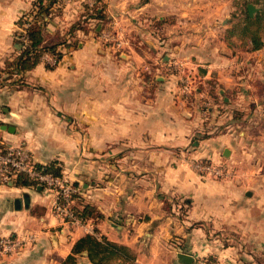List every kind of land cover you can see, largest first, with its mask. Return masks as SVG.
Returning <instances> with one entry per match:
<instances>
[{"label": "crops", "instance_id": "1", "mask_svg": "<svg viewBox=\"0 0 264 264\" xmlns=\"http://www.w3.org/2000/svg\"><path fill=\"white\" fill-rule=\"evenodd\" d=\"M33 1L0 0V142L17 144L25 138L19 126L60 122L66 115L84 125L79 139L99 142L105 173L101 184L82 186L76 203L94 205L104 218L72 225L55 215L53 192L17 180L2 185L0 235L35 231L39 239L1 264H61L80 237L95 231L128 246L137 264H182L178 252L195 261L212 256L218 264H264V49L235 51L212 27L203 31L202 19L191 21L219 11L211 0H107L109 16L118 10L164 18L162 31L149 29L150 47L141 46L142 28L135 24L138 38L119 55L88 40L63 48L53 68L42 61L5 79L4 68L19 49L17 22ZM59 27L49 21L50 31ZM180 52L198 80L188 102L181 100L180 75L166 69L168 56ZM37 86L50 101L35 99ZM195 132L207 136L196 140ZM226 149L228 162L242 163L229 180L199 175L187 159L217 162ZM61 153L39 148L33 160L48 164L61 155L65 161ZM166 199L174 200L173 210Z\"/></svg>", "mask_w": 264, "mask_h": 264}, {"label": "rangeland", "instance_id": "2", "mask_svg": "<svg viewBox=\"0 0 264 264\" xmlns=\"http://www.w3.org/2000/svg\"><path fill=\"white\" fill-rule=\"evenodd\" d=\"M95 1L96 0H59L58 3L59 6L56 5L57 8L55 11L56 15L53 16L51 20H55L60 25L59 28L66 30V28L70 26L71 22L73 23L81 19L83 20L81 22L82 25H84L88 29V32L86 34H84L83 31L80 29V30H76V33H73V35H68V39L70 40V42H72L73 44L77 43V46L73 48H78L79 45L83 44V42H86L88 40L89 41L96 40L101 44V47L103 49L107 50L110 54H112V56H115L116 54L119 55L121 54V52H125L129 40L131 41L135 40L136 38H138L137 35L139 34H140L139 36H143V38L141 39L144 41L141 44V46H143L144 48L150 47L151 46L150 42L147 40V38H149V32H150L149 29H152L156 33L157 30L162 31V28L160 26H162V23H164V18H157L155 16H152L153 14L150 12H143L139 15L137 13L126 14L122 11L113 10L109 13L110 14L109 16L107 12V4H106L107 0H102V2H99V5L103 4L106 6V14H107L106 22L101 23L95 19L85 21L86 16L84 17L83 14L84 12H87L88 10L87 6L92 7V4ZM147 1H151V0H141L140 3H145ZM211 1L215 5L222 6L219 9V11L216 10L211 12L195 14V16L199 20H197L196 18L191 21L197 22L200 21V19H202V22H204L203 31H205L206 26L212 27L213 31L218 36H222L224 39L227 36V30L231 28L235 23L239 22L245 16V12L246 10H248L247 7L249 3L255 4L260 9L263 7L262 0H211ZM69 9H71V11H69ZM65 13L68 15V18ZM133 18H135V20H133ZM191 21L189 20V23ZM135 24L140 25L142 28L140 29L139 34L137 33L136 29H131L132 26ZM185 31H187V34L190 33V31H192L189 25H186ZM24 32H25V26L19 27L17 25V31L15 33L16 38L17 39L19 38L21 40L22 36L24 35ZM234 43L237 44L234 47L235 51L240 50L239 48H243V46H240V42L238 39H234ZM18 46L20 48L19 44ZM167 52L169 51H165L164 54H166ZM184 56L185 55L181 54V52L180 54H174L172 56H168L170 61H167L169 65H167L166 68L170 74H178V76L180 75L178 83L181 88V91L183 85L181 81V77L183 75L182 68L187 66L189 68V71H187L188 69H185L186 72L189 73L190 75L192 74L191 73L192 70H190V67L188 65V59H186ZM160 57L164 58L165 55ZM261 81L264 82L263 79H261ZM259 87L263 88L264 86L260 85ZM35 88L38 91H40L37 92L38 94H36L35 97L36 100H40V101L42 100L44 102L50 101L49 99L50 95L45 93L46 89L40 86H37ZM194 92H196V90ZM192 97L193 94L191 95V98ZM181 98H182L181 100L187 102L190 101L191 99L190 97L187 99L185 96H183V92L181 94ZM237 108L238 109L234 110L236 115L239 118L241 117L243 119L244 110H242L241 107L239 106H237ZM38 111L43 112V110H38ZM66 118L67 119L64 118L65 119L64 121L49 123L45 125L39 124L32 126L30 124H27V125L19 126L23 130L21 131L24 132L25 138L19 140L17 144H21L22 146L29 148L32 158L35 151L36 150L38 151L39 148L40 151H48L53 153L62 152L61 154L64 156L65 161L61 159L62 158L61 155H56L59 156V159H52L51 161H49L48 164H50L51 162L55 163V166L57 168H60L61 171L70 175L71 178L77 184L81 185V187L87 183H91L95 185L101 184L103 180L101 174L105 172H100L103 169L100 166L101 159H103V157L101 156L102 154H100L101 153L99 151L100 148L98 149L99 142L92 141L90 144V142H84L82 139H79L80 134H82L84 131H87L84 130L85 126L72 121V119L69 120L67 115ZM208 131H212V129ZM74 134H76L77 136L75 137ZM202 136H207V133L195 132L196 140H199ZM68 151H70V155H72L73 158L69 154H66V152ZM227 158H229V156L224 155L223 158L220 157V159L217 162L212 161V159H202V158L195 159L193 157H188L187 159H189V161L191 162L200 161L204 163L215 164L220 166L224 171L223 176L214 177L212 175H205L201 171H198L192 167L193 170L196 171L199 175L210 177L212 179L229 180L233 178L234 174L238 173V171L240 170V165L242 163L240 164V163L228 162L226 160ZM84 165L86 166V168L83 167ZM227 172L229 173L227 174ZM109 174L112 176L115 173L110 172ZM173 201L174 200L166 199L167 202L166 206H169L171 210H173L174 207L172 205ZM52 209H53V204H52ZM176 212H179V215L182 216L183 214H185V207L177 209ZM33 233L37 234V232L35 231H33ZM38 239L39 236L37 234V238L34 241H29V240L25 241V243L27 244L23 246L21 251H18L14 254L1 255L0 264L4 260H7V258L18 257L21 256L23 253L27 252L28 250H31L32 247L35 246V244H37ZM201 260H206L208 262H213L215 264H218V262L212 256L198 257L193 264H199V261ZM76 264H87V263L85 261V258H83L82 256H78Z\"/></svg>", "mask_w": 264, "mask_h": 264}, {"label": "trees", "instance_id": "3", "mask_svg": "<svg viewBox=\"0 0 264 264\" xmlns=\"http://www.w3.org/2000/svg\"><path fill=\"white\" fill-rule=\"evenodd\" d=\"M99 2H102V0H96L92 7L87 6L88 10L83 14L84 17L86 16L85 21L91 19L101 23L107 21L106 6L103 4L99 5ZM58 3L59 0H34L32 8L18 20L17 25L19 27H24L26 23H29V26L25 28L28 41L23 43L19 38H16L20 48L17 55L8 61L4 68L5 73L8 75L5 79L11 78L17 73H25L32 70L43 61L45 54L55 56L58 64L64 54L63 48L77 46V43L73 44L70 42L68 35H73L76 30L80 29L84 34L88 32V29L82 25L81 22L83 20L81 19L70 24L66 30L58 28L55 31H50L48 24L52 17L56 15L55 11L57 9L56 5L59 6ZM262 3L263 7L254 17H251L248 10H246L245 16L227 30L225 41L233 49L237 45L234 43V39H238L240 46H243V48L239 49H248L250 51L264 49V0H262ZM46 65L48 68L56 66L47 63ZM23 80L24 78H19L16 85L19 84L20 86L24 83ZM45 168L54 174L62 172L53 162L46 164ZM16 180L19 185L37 187L25 175L18 176ZM74 210L83 221L91 218H104V215L94 205L86 204L81 207L76 203ZM84 253L94 264H136V254L128 246L111 241L105 235H98L97 231L80 237L74 243L71 253L61 264H76L78 256Z\"/></svg>", "mask_w": 264, "mask_h": 264}, {"label": "built area", "instance_id": "4", "mask_svg": "<svg viewBox=\"0 0 264 264\" xmlns=\"http://www.w3.org/2000/svg\"><path fill=\"white\" fill-rule=\"evenodd\" d=\"M29 23L25 24V28ZM23 43H27L28 37L26 31L21 38ZM43 61L50 65L57 64V58L50 54L43 56ZM187 66L183 67V75L181 77L183 96L187 99L196 90V79L186 72ZM208 106V105H207ZM192 166L201 171L205 175H212L214 177L223 176V169L215 164L204 162H192ZM46 164L36 163L29 148L21 144H5L0 142V186L12 183L20 175H25L32 180L35 186L42 187L45 190L53 192V209L55 213L65 222L72 225H81L84 221L76 214L74 205L77 198L82 194L81 185L77 184L70 175L64 173L54 174L46 170ZM229 172H227L228 174ZM37 234L30 233H15L0 235V256L5 254H14L21 251L26 240L34 241ZM199 264H215L206 260L199 261Z\"/></svg>", "mask_w": 264, "mask_h": 264}, {"label": "water", "instance_id": "5", "mask_svg": "<svg viewBox=\"0 0 264 264\" xmlns=\"http://www.w3.org/2000/svg\"><path fill=\"white\" fill-rule=\"evenodd\" d=\"M247 9H248V13H249V15L251 17H254L256 15V13L261 10L260 8H258L253 3H249ZM1 128L4 129V130H9V131H13L14 130V127L8 126V125H2ZM224 155L225 156H229L230 155V150L226 149L225 152H224ZM38 189L42 190L43 188L40 186V187H38ZM177 258H178V261L180 263H182V264H193L195 262V257L194 256H192L190 254H187V253H183V252H178L177 253Z\"/></svg>", "mask_w": 264, "mask_h": 264}]
</instances>
